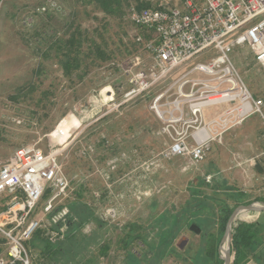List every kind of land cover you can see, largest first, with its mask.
Here are the masks:
<instances>
[{"label":"rangeland","instance_id":"obj_1","mask_svg":"<svg viewBox=\"0 0 264 264\" xmlns=\"http://www.w3.org/2000/svg\"><path fill=\"white\" fill-rule=\"evenodd\" d=\"M120 4L109 15L94 0H0V167L25 146L60 150L70 182L56 204L70 212L67 227L52 243L40 231L27 244L30 264H216L207 249L211 236L215 245L224 236L219 210L240 201L264 205V146H228L227 155L211 146L200 164L164 159L177 135L160 117L175 102L187 112L179 89L210 79L189 72L216 54L140 90L135 76L152 66L142 43L154 36L133 26L128 11L161 3ZM231 60L264 101V72L249 48H235ZM50 198L40 201L38 218ZM256 218L243 213L234 226ZM258 218L264 224V215ZM262 235L246 264H264Z\"/></svg>","mask_w":264,"mask_h":264},{"label":"built area","instance_id":"obj_2","mask_svg":"<svg viewBox=\"0 0 264 264\" xmlns=\"http://www.w3.org/2000/svg\"><path fill=\"white\" fill-rule=\"evenodd\" d=\"M159 1V9L131 7L128 11L133 26L154 36L148 43L141 37L136 40L143 41L152 66L146 74L135 76V83L147 91L196 58L216 54L211 64H198L189 72L210 79L189 80L179 89L184 104H189L187 112L175 102L174 109L164 110L160 117L167 120L166 129L177 135L164 151V159L187 157L192 164H200L218 134L253 115L264 117V101L254 97L231 60L235 48L248 47L264 72V0ZM191 84L190 92L185 94L184 86ZM216 106L224 107L222 113L202 124V111ZM60 158V150L45 152L29 145L16 150L1 165L0 236L6 241L7 254L6 259L0 258V264H30L27 244L38 232H46L51 240L64 233L70 212L68 208L56 209V204L68 196L70 182ZM48 193L51 198L43 217L38 218V205Z\"/></svg>","mask_w":264,"mask_h":264},{"label":"trees","instance_id":"obj_3","mask_svg":"<svg viewBox=\"0 0 264 264\" xmlns=\"http://www.w3.org/2000/svg\"><path fill=\"white\" fill-rule=\"evenodd\" d=\"M101 8V10L109 15H114L117 12V9L120 7L121 0H94ZM141 9V8H140ZM242 194H239L237 199L241 197ZM250 203L238 202L236 207L230 208L224 206L219 210V228L221 235L225 233L227 223L233 214L234 210L240 205H250ZM82 224H78L77 227H80ZM38 232L36 235L39 236ZM264 233V224L261 222H252V223H238L236 226H233L232 232V254H234L233 264H246L251 256L255 254L257 247L263 244V234ZM55 240H49V242H54ZM215 239L210 237L208 242L210 248L207 249V256L209 259L216 262V264H223L219 259L218 254V245H215ZM48 243V242H47ZM212 243V244H211ZM31 244V242L29 243ZM49 244V243H48ZM20 264V263H19Z\"/></svg>","mask_w":264,"mask_h":264},{"label":"crops","instance_id":"obj_4","mask_svg":"<svg viewBox=\"0 0 264 264\" xmlns=\"http://www.w3.org/2000/svg\"><path fill=\"white\" fill-rule=\"evenodd\" d=\"M217 107V108H216ZM216 107H208L205 108L201 115L200 120L202 124H208L212 119L217 117L222 113L224 107L216 106ZM220 107V108H219ZM221 110V111H220ZM259 116V117H257ZM264 118L260 115H253L248 118L244 123L241 125L234 127L223 134H218V138L211 144L214 147L215 152L217 151V146H222L223 148L219 147L218 149L220 152H224L227 155L228 146H264ZM216 136V135H215ZM140 146H151L150 144H139ZM118 146H120L118 144ZM131 146H138L137 143ZM215 162L218 161L217 155L214 156ZM245 161L247 159H244ZM255 161V160H253ZM246 162H252V160H248ZM1 209V208H0ZM257 218L256 220H252V222H260L258 217L264 215V213H256ZM200 229V228H199ZM202 231V229H200ZM3 237L0 236V254L4 252V255L7 254L6 243ZM5 247V248H4ZM4 250V251H3Z\"/></svg>","mask_w":264,"mask_h":264},{"label":"water","instance_id":"obj_5","mask_svg":"<svg viewBox=\"0 0 264 264\" xmlns=\"http://www.w3.org/2000/svg\"><path fill=\"white\" fill-rule=\"evenodd\" d=\"M264 213V205L250 204V205H240L238 206L233 214L231 215L224 236L218 247L219 259L223 262V264H233L234 258L232 254V232L233 226L237 220V218L243 213ZM191 230L195 233L199 234L201 230L196 225L191 226ZM227 248H226V247Z\"/></svg>","mask_w":264,"mask_h":264},{"label":"flooded vegetation","instance_id":"obj_6","mask_svg":"<svg viewBox=\"0 0 264 264\" xmlns=\"http://www.w3.org/2000/svg\"><path fill=\"white\" fill-rule=\"evenodd\" d=\"M226 247V246H225ZM227 248V247H226Z\"/></svg>","mask_w":264,"mask_h":264}]
</instances>
